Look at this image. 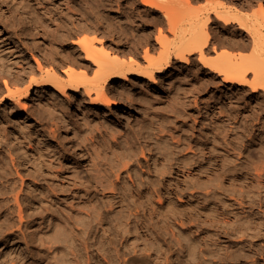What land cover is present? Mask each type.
Masks as SVG:
<instances>
[{
    "label": "bare ground",
    "instance_id": "1",
    "mask_svg": "<svg viewBox=\"0 0 264 264\" xmlns=\"http://www.w3.org/2000/svg\"><path fill=\"white\" fill-rule=\"evenodd\" d=\"M105 1L114 0H93L98 8ZM116 1L120 14L98 16L105 20L102 26L83 24V15L77 16L72 9L75 20L65 24L62 11L43 14L39 8L17 4L25 15L21 28L25 38L16 35L8 43L0 42V217L4 216L3 201L8 199L18 204L21 219L33 217L26 227L33 229L36 248L48 251L52 264H165L169 261L166 255L153 261L150 254L144 256V247L124 246L122 251L111 241L104 242V230L98 234L102 225L98 204L124 203L118 219L126 233L132 227H148L142 208L148 213L155 205L164 208L166 203L163 222L172 216L170 221L183 227L184 221L191 223L193 215L180 211L179 205L209 201L215 213L211 225L218 230H213L205 245L212 247H208L210 259L196 256V261L223 264L230 250L221 237L229 233L230 226H240L239 232L250 238L264 235L254 212L241 207L248 193L244 188L255 176L250 170L234 172L238 165L244 166L237 163L244 144L238 147V159L224 157L221 163L219 148L213 144L222 133L215 114L221 116L226 104L239 100L231 92L248 87L264 93V0H204L209 6L199 7L194 2L203 0H125L126 5ZM215 1L220 2L214 5ZM256 2L262 12L250 17L247 11ZM157 12L161 18L149 14ZM138 18L147 25L137 28ZM77 20L81 23L76 24ZM194 55L196 65L206 68L208 78L203 84L209 86L219 77L224 86L229 85L230 93L213 97L214 102L205 105L203 117L189 124L188 88L179 85L176 89L174 83L183 76L198 91L202 82L198 84L196 71H187L189 66L174 68V60L190 64ZM161 82H167L166 92ZM173 88L184 101L178 103L172 96L170 109H165L163 93ZM35 92V107L29 108L22 100H30ZM127 101L132 104L128 109L136 106L142 117L112 118L109 111ZM171 112L175 116L168 114ZM21 113L26 117H13L6 123L7 114ZM178 116L183 119L176 120ZM180 130L183 133L176 138L173 134ZM254 173L260 180L264 170ZM260 188L263 192L249 195L247 202L263 209L264 183ZM217 201L224 205L218 208ZM61 202L78 207L66 212L59 208ZM130 202L138 208L131 210ZM193 227L192 223L183 227L181 235L187 237ZM76 231L86 243L83 262ZM175 234L172 232L180 242ZM184 239L187 244L183 245L194 255L200 247L198 240L191 235ZM167 241V254L182 243Z\"/></svg>",
    "mask_w": 264,
    "mask_h": 264
},
{
    "label": "rangeland",
    "instance_id": "2",
    "mask_svg": "<svg viewBox=\"0 0 264 264\" xmlns=\"http://www.w3.org/2000/svg\"><path fill=\"white\" fill-rule=\"evenodd\" d=\"M120 1L124 2L121 4H124V5L127 4L126 3L127 1H125V0H120ZM129 1L132 2V0H129ZM161 1H163V0H161ZM219 2L220 1H218V3H217V1H215L214 5L219 4ZM17 4H19V7L25 5V6H28L29 8H33V9L39 8L38 12L40 11L39 13H43V14L47 13V12H54L56 10L62 11V16H63L62 19H63V22L65 24H67L68 22H70L72 20H75V17L72 16V10H75V12L77 13V16L81 17L83 15V24H95V25L100 24L99 26L104 25V21H105L103 19V17L100 18L101 16L109 15L111 17H115V16L120 14L119 13V11H120L119 3L116 0H114L113 2H110V3L105 1V5L102 6L101 8H98L97 5L93 2V0H22V2H21V0H0V42H1V40H6V43H8L9 39L11 38V40H14L12 37H14L16 35H17V37L21 36V37L25 38V36L22 35L23 32L21 29L24 26V22H25L24 16L25 15L22 13V11L20 10V8L18 7ZM202 5L203 6H209L208 3L204 0L201 2H194V4H193L194 7H199ZM137 6L139 7V10L141 12H144V10H143L144 6H142L140 4ZM261 12H262L261 4L259 2H256L247 11V14L250 17H255V16L259 15ZM115 13H116V15H114ZM149 14L151 15V17L154 15H157L158 17L160 16L159 18H161V15L159 12L149 13ZM98 16H100V17L98 18ZM28 21H29V19H28ZM79 22H80L79 20L75 21L76 24ZM134 25L137 28H140L141 25L142 26L147 25V22H144L143 19L138 18ZM157 27H158V25H157ZM157 27L152 28L151 31L156 32ZM112 37L115 38V36H112ZM117 38H118V36H117ZM11 45L14 46V43H11ZM7 51L8 50H6L4 52H7ZM231 51H232V49H231ZM234 51L236 52V50H234ZM244 54L248 55V54H250V51L246 52ZM196 57H197V55H194L191 57L192 63H190V64H183V63L180 64V63H177L176 60H174V62H176L174 68L176 67V65H181L182 68H188V66H189V68H191V69L187 70V71H189V72H195L196 71L197 76H199L198 77L199 78L198 84L200 82H202V88H200L198 91H193L191 84L188 81L182 80L183 76H180V77L178 76V78L176 77V81L174 83L176 86V89L179 85L183 86L184 88H188L187 94L189 95V97H188L189 101H188L187 108H188V111L191 113V116H189L187 118V121L189 122V124L194 123V120H195L194 118L198 117L197 120L199 121L203 117V115L205 113V109H204L205 105H207L208 103H213L214 102L213 100L215 97H219V96L227 97L226 94L228 92L230 93V89L228 87L229 85L224 86L221 78H219V77H217V78L214 77L211 81L212 84H210L209 86L208 85L205 86V84H203L205 79L208 78L207 76H205L206 75V73H205L206 68L201 69L200 66L196 65V60H197ZM192 66H193V68H192ZM174 68H173L172 72L175 71ZM198 68H200V69H198ZM161 85L162 86L164 85L163 87H164V90L166 92L168 90V88H167L168 86L167 87L165 86V85H167V82H165V83L161 82ZM231 93H234V96L238 97L239 100L238 101L236 100L232 103V102H227L230 100H227L226 98H224L225 100H227L226 101L227 103H232V104H226V106L223 107L222 110L224 111V113L221 114V116L218 115L219 113L215 114V116H216L215 118H217L219 121L218 123L220 125V130L222 133H221V135L219 134L217 136V140L213 141V144L216 145L217 148H219L218 149L219 154H220L219 156H221V157H219V156L218 157L221 158V159H219L220 163L224 159V157H225V159L232 161V160H234V157L238 159V157L240 156L241 160L238 159L237 163L238 164L244 163V166L238 165L237 169H235L234 172L237 174H241V173H244L246 170H250L251 175L252 174L255 175L254 176L255 179L253 178L252 182L249 183L252 186H250L248 184L247 188H246V186L244 188L246 190V193L248 192L246 197L244 198V199H246L244 202L246 204V202L249 201V197H248L249 195H256V194H258V192H260V193L263 192V188L261 189L260 186L264 183V175L262 176L263 178L260 179L261 183H262L260 185V184H258L260 182V180L257 178L258 176L254 172H256L257 170L258 171L264 170V169H262L264 167V165H263L264 164V162H263L264 161V151H263L264 150V93L262 90L254 93L248 87L236 88ZM36 95L37 94L35 92L30 100L23 99L22 101L25 102L29 108H33V107H35V102L32 100L36 98ZM172 96H174V98L177 99L178 103H179V101H180V103H182V101H184V100L180 99L181 95L178 96V90L175 91V88H173L170 90V92L168 91L167 93H163V97H164L163 101L165 103L162 102V105L164 107H167L165 109H170V104H172L174 101V100L173 101L170 100ZM201 96H202V98H201ZM206 97H207V99H206ZM192 98H193V100H192ZM206 100H208V101L206 102ZM169 101H172V103L170 102L168 104ZM128 102L129 101H127L125 104L123 103V105L120 107L119 106L113 107L112 108L113 111H109V113L111 115L113 114L112 118L116 119L117 117H120L122 120H124L126 117H128L130 115L134 116V115H138V114H139V116L141 115V117H142V114L137 110L136 106L133 105L132 110L128 109L132 105V104H130L131 102H129V103ZM189 102L191 103L192 106L190 105ZM237 102H239V103H237ZM230 105H232V106H230ZM218 109L219 108H217L216 111H220ZM8 110L10 111L11 108H9ZM168 114L169 115L172 114V116L173 115L175 116L174 112H171ZM13 117L25 118L26 115H22V113H21V116L20 115L18 116V114L9 116V114H7L6 123L10 124L11 123L10 120L14 119ZM228 117H230L231 120ZM182 119H183L182 117L178 116V118L176 120H182ZM223 119H225V120H223ZM234 119H236V121ZM55 123H56V121L55 122L51 121L52 126H54ZM181 124H182V122H181ZM55 126L58 127L59 125L56 123ZM198 127L200 128V126H198ZM234 127H236V128L234 129ZM225 129H227V130L225 131ZM61 131L63 132V133H61L62 136L65 135L64 130H61ZM236 131H238V132H236ZM176 132L173 135L176 138H179V136L181 137L183 130H180L179 132H177L179 134H177ZM224 137H226V139ZM259 140H260V142H259ZM239 142H240V144H238ZM242 143L245 145V146L243 145L244 150H242V153H241L242 155L238 156L237 153L240 151V149H238V147H240L242 145ZM235 148H236L237 152H235V150H234ZM232 152H235V153L233 154ZM253 157H255V158H253ZM253 160H254V162H253ZM260 162L263 164H262V166L258 164L260 166V168H259V166H257V163H260ZM254 164H256V165H254ZM253 165H254V167H253ZM248 167H249V169H248ZM254 168H255V170L256 169L257 170L256 171L253 170ZM84 174H86V172H84ZM16 177H17V179H16ZM15 179L17 181H18V179L20 180V178L16 174H15ZM236 186H238V185H236ZM230 188H232V187H230ZM251 192H252V194H251ZM228 193H229V191H228ZM232 194H234V193L230 189L229 195L232 196ZM3 203H4V205L2 206V210H4V216L0 217V264H52L53 260L50 259L49 255H48V251H44V250L40 251L38 248H36L35 236H34V234H32L30 232L33 229H28L26 227V222H29L31 219H33V217L25 216L23 219H21L19 214H18V211H19L18 204H15L12 201L10 203L9 199L7 201H3ZM216 203H217L218 208H221V206L224 205L223 202L217 201ZM244 203H243V206H241V207H246L247 211L249 210L248 213H253V212L256 213V214L253 213V215L258 219V221L264 227V214H263L264 208L260 209V207L257 204L250 205L247 202L248 205L247 204L244 205ZM21 204H22L23 209L26 208L24 203H21ZM123 204L124 203H119V202H117L115 204H104V203L98 204V208H100V211L102 213V215L100 216V218L102 219V221H101L102 225H101V228H100V231L98 232V234H100L104 230V234H106V236L103 237L104 242H110L111 241L113 245L120 247L122 249V251L124 250L123 249L124 246L130 247V246H134V245L136 246L137 245L138 247H144V248H146V250H144L145 253L143 252L144 256H148V254H150L151 259L153 261H155V258H157L158 260L163 259L164 255H166L169 258V261H167L165 264H170V263L174 264L175 262H176V264H199L198 261H196V256L199 257V260H200V257H201V260L203 259L202 256H205L206 258L210 259L211 254H210V250L208 249V247L209 248H212V247L211 246L206 247L205 245H208L210 243L209 240L211 239V237L214 234L213 230L214 229L218 230V226H216V227L214 226L215 227L214 228L211 225V220L215 217V213L212 212V210H211L213 203L206 201V202H201L197 205L196 204H187V203H182V205H179L180 211L186 212V213L191 212L193 215V220L191 221V223L193 224L194 227H193V229H191V233L189 231L187 232V234H188L187 237L191 235L192 239H197L198 243L200 244V247L196 249V251L194 252V255H190V253L188 251V246L183 245V244H187L186 240L184 239V238H187L186 235H184V236L181 235V232H182L181 229L183 227L188 228L189 226H191V223H189V221H184L185 225H183V227H182L180 225L181 223L175 224L174 222L170 221L171 218H173L172 216H170V218H167L166 221L163 222L164 217L162 215V210L168 204L165 203L164 208H160L157 205H155L153 209L151 208L152 209L151 212L149 211L148 213H147V209L143 210V208L141 206H139L140 208H142V212H143V215L145 217L144 220H146L148 227L143 228V229H141V228L140 229H134L132 227L131 230L129 232H126V233L123 230L122 225L120 224V219H118L122 215ZM58 206L61 210L66 211V212H70L72 210L70 208H72V207L73 208L78 207L76 204L71 203V202H61L60 204H58ZM137 206L138 205L130 202V209L131 210L136 209ZM173 206H176V205H173ZM256 206H258V207H256ZM251 208H253V209H251ZM258 212H260V213H258ZM233 227L234 228H232L231 226L229 227V233L228 234L222 233L223 235L221 238H222V240L226 241L223 243H225L224 245L229 246L228 248L230 250L229 256L227 257V259H225L223 261V264H225V263L226 264H248L249 262H251L249 264H259V263L264 264V235L257 236L256 238L251 236L252 238H250L249 234L243 233V232H242L243 233L242 234L241 232H239L240 226H235V224H234ZM77 231H76V236L78 238L77 245H78V249H79L80 258H82V262H83V246H85L86 243L83 240V234H81V232H77ZM172 232L177 233L175 235L179 238L180 242H182V243L178 246L179 247L178 250L170 252L169 254H167L166 253V247L168 246V244H166L167 239L172 240L171 242L174 245H177V243H180L177 240V238L172 235ZM238 234H240V235H238ZM244 234H245V236H243ZM9 241H10L9 245L6 244ZM108 245L109 244H107L106 246H108ZM182 245L184 246V248ZM217 264H221V263H217Z\"/></svg>",
    "mask_w": 264,
    "mask_h": 264
}]
</instances>
